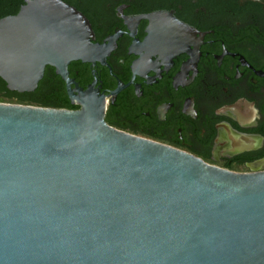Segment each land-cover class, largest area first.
I'll return each mask as SVG.
<instances>
[{
  "label": "water",
  "instance_id": "1",
  "mask_svg": "<svg viewBox=\"0 0 264 264\" xmlns=\"http://www.w3.org/2000/svg\"><path fill=\"white\" fill-rule=\"evenodd\" d=\"M92 39L62 0L0 19L7 89L33 92L51 67L79 106L0 103V264H264V172L109 126L103 95L68 78L71 62L109 53Z\"/></svg>",
  "mask_w": 264,
  "mask_h": 264
},
{
  "label": "flooded vegetation",
  "instance_id": "2",
  "mask_svg": "<svg viewBox=\"0 0 264 264\" xmlns=\"http://www.w3.org/2000/svg\"><path fill=\"white\" fill-rule=\"evenodd\" d=\"M76 2L109 53L71 62L70 88L103 95L109 126L209 165L264 172V0ZM57 77L70 107L60 109L79 110Z\"/></svg>",
  "mask_w": 264,
  "mask_h": 264
},
{
  "label": "trees",
  "instance_id": "3",
  "mask_svg": "<svg viewBox=\"0 0 264 264\" xmlns=\"http://www.w3.org/2000/svg\"><path fill=\"white\" fill-rule=\"evenodd\" d=\"M0 19L15 15L24 0H0ZM67 4L77 7L76 0H62ZM10 3H14V9H8ZM19 7V8H18ZM0 103L7 104H24L45 108H70L65 98L63 86L59 85V79L54 74L53 68L46 67L44 77L40 80L37 88L31 93L11 92L7 89L6 84L0 79ZM76 108V107H75Z\"/></svg>",
  "mask_w": 264,
  "mask_h": 264
}]
</instances>
